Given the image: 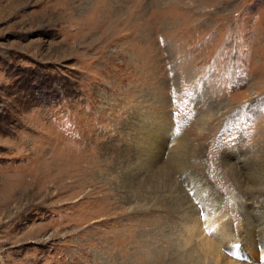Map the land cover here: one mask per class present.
<instances>
[{
  "label": "rangeland",
  "instance_id": "1",
  "mask_svg": "<svg viewBox=\"0 0 264 264\" xmlns=\"http://www.w3.org/2000/svg\"><path fill=\"white\" fill-rule=\"evenodd\" d=\"M262 177L264 0H0V264H264Z\"/></svg>",
  "mask_w": 264,
  "mask_h": 264
},
{
  "label": "bare ground",
  "instance_id": "2",
  "mask_svg": "<svg viewBox=\"0 0 264 264\" xmlns=\"http://www.w3.org/2000/svg\"><path fill=\"white\" fill-rule=\"evenodd\" d=\"M256 173V172H255ZM255 173H251V174H248L246 173V180H247V183H245L246 185L249 183V185H252L251 188L252 189H258V188H255L254 187V181L256 182V180L260 179L258 176V174H255ZM263 178V182H264V177ZM252 181V183L250 182ZM262 185V184H261ZM261 185H259L261 187ZM256 220V221H255ZM255 222L258 224H256L257 226H261L260 229H257L256 231L250 233V234H247L245 237L246 239H242L241 238V241L243 240L244 244L245 245H248L249 242L253 243L255 245V248L258 246H260L261 248L264 247V218L262 217H259V218H255ZM258 238V239H257ZM241 244V243H240Z\"/></svg>",
  "mask_w": 264,
  "mask_h": 264
}]
</instances>
